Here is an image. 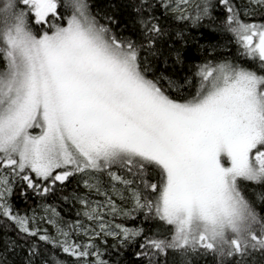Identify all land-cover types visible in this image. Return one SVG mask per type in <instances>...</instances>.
I'll return each mask as SVG.
<instances>
[{"label":"snow or ice","instance_id":"6c2138e0","mask_svg":"<svg viewBox=\"0 0 264 264\" xmlns=\"http://www.w3.org/2000/svg\"><path fill=\"white\" fill-rule=\"evenodd\" d=\"M122 7L0 0V264H253L264 0Z\"/></svg>","mask_w":264,"mask_h":264},{"label":"trees","instance_id":"16d2710c","mask_svg":"<svg viewBox=\"0 0 264 264\" xmlns=\"http://www.w3.org/2000/svg\"><path fill=\"white\" fill-rule=\"evenodd\" d=\"M127 2L128 0H93V3L102 13H110L115 11L117 13L118 18L121 19L123 22L129 21L131 17V9L122 7V5ZM188 31L190 32V36L187 48L185 50V54L189 57L190 60L194 59L197 62L199 61V58L202 53L200 51H197L198 45L223 43L220 35L216 32H213L209 28H190L188 29ZM208 51L210 52L211 49H208ZM177 70H179V66L177 67ZM21 207H23L22 204ZM3 235L4 234L0 232V249L3 248ZM109 242L112 243L111 240ZM125 258L126 260L130 259L128 253H125ZM168 259L169 264H179V257L177 256L170 255ZM193 264H213V257L210 255L196 256L193 258ZM253 264H264V258H261L259 255H257L253 260Z\"/></svg>","mask_w":264,"mask_h":264}]
</instances>
